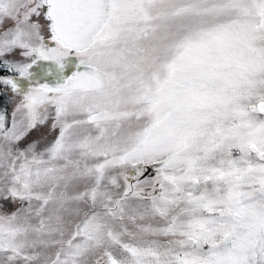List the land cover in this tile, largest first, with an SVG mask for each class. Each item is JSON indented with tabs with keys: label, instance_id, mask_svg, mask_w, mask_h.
Masks as SVG:
<instances>
[{
	"label": "snow or ice",
	"instance_id": "snow-or-ice-1",
	"mask_svg": "<svg viewBox=\"0 0 264 264\" xmlns=\"http://www.w3.org/2000/svg\"><path fill=\"white\" fill-rule=\"evenodd\" d=\"M0 264H264V0H0Z\"/></svg>",
	"mask_w": 264,
	"mask_h": 264
}]
</instances>
